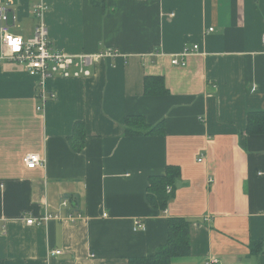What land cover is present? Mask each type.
Masks as SVG:
<instances>
[{"label": "crops", "instance_id": "crops-1", "mask_svg": "<svg viewBox=\"0 0 264 264\" xmlns=\"http://www.w3.org/2000/svg\"><path fill=\"white\" fill-rule=\"evenodd\" d=\"M39 3L52 49L115 54L86 77L42 83L0 64V261L128 264L163 246L177 218L190 222V254L172 264H264V135L246 133L247 116L264 112V0H0L14 36L31 39ZM193 46L185 66L171 64ZM145 77L166 93L146 96ZM127 118L163 129L127 136ZM27 154L43 166L27 169ZM168 169L160 211L147 188Z\"/></svg>", "mask_w": 264, "mask_h": 264}, {"label": "built area", "instance_id": "built-area-1", "mask_svg": "<svg viewBox=\"0 0 264 264\" xmlns=\"http://www.w3.org/2000/svg\"><path fill=\"white\" fill-rule=\"evenodd\" d=\"M45 10L46 7L42 3H39L36 6L34 15L38 20V24L34 29L31 39L24 40L11 33V28L14 26L16 18L13 15L11 18L13 23H9L7 8L5 6H0V64L3 61L17 63L23 67L28 76L38 78L42 83L45 78L52 76H60L64 78L86 77L89 73L85 68L92 64L98 56L106 57L115 54V52L108 50L104 54L99 55L81 54L71 56L59 53L52 49L49 44L47 29L43 23V14ZM208 31L211 32L212 29H209ZM10 40H18L15 41V48L17 50H13L14 46L10 43ZM262 42L264 44V36ZM198 48V46H193L192 48L184 49L179 58L176 57L171 59V64L174 66H185L184 59L191 54L198 53ZM40 97L43 101L45 100L44 93L41 92ZM37 110L40 111V107H38ZM199 161H201V159ZM23 163L29 170L42 167L44 164L37 154H27L23 158ZM167 191L170 192V188H167ZM66 204L67 203L64 201L62 206L65 207ZM76 217L79 218V216ZM76 217L69 214L66 219L69 221H76ZM52 218L54 217L45 214L38 220L28 218L26 224L28 226H40L46 224ZM55 218H59V216L57 215ZM135 226V230H145V226L139 222H136ZM59 253V251L53 252L54 255H58ZM206 264L220 263L217 260H209Z\"/></svg>", "mask_w": 264, "mask_h": 264}, {"label": "trees", "instance_id": "trees-1", "mask_svg": "<svg viewBox=\"0 0 264 264\" xmlns=\"http://www.w3.org/2000/svg\"><path fill=\"white\" fill-rule=\"evenodd\" d=\"M144 94L146 96H157L166 93L161 77H145L143 81ZM163 129L161 124L147 128L143 120L127 118L125 121V133L127 136H139L145 133L157 134ZM248 135H264V112L250 113L247 116ZM85 128L82 123H77L72 136L69 139L71 148L79 153L85 144ZM176 172L168 169L165 176L152 177L147 188V200L149 204L160 211L166 209L169 201L167 187L171 186ZM167 241L153 255L142 258H131L128 264H172L175 258L186 257L190 254L189 229L190 222L184 219L172 218L167 221ZM0 264H3L0 261Z\"/></svg>", "mask_w": 264, "mask_h": 264}, {"label": "clouds", "instance_id": "clouds-1", "mask_svg": "<svg viewBox=\"0 0 264 264\" xmlns=\"http://www.w3.org/2000/svg\"><path fill=\"white\" fill-rule=\"evenodd\" d=\"M15 41H18V40H10V43H12L13 44V50L15 51V50H17L16 48H15Z\"/></svg>", "mask_w": 264, "mask_h": 264}]
</instances>
